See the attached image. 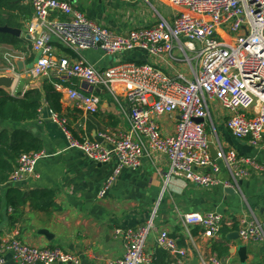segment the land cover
Wrapping results in <instances>:
<instances>
[{
  "label": "built area",
  "instance_id": "obj_1",
  "mask_svg": "<svg viewBox=\"0 0 264 264\" xmlns=\"http://www.w3.org/2000/svg\"><path fill=\"white\" fill-rule=\"evenodd\" d=\"M28 2L33 15L25 25V36L36 57L27 76L41 78L55 73V89L87 114L99 109L95 87H104L113 96L118 85L126 87L122 97L129 105L128 127L117 134L99 133L101 141L74 137L66 120L50 110L49 118L59 125L69 148L96 163L113 164L98 198L105 196L123 169L138 168L143 158L154 161L163 181L162 192L171 178L179 175L205 188L220 185L236 191L250 168L263 170L254 159L221 145L213 158L207 120L209 104L215 102L225 110L224 124L233 137H249L254 143L264 140V0H166L174 9L170 21L160 18L125 34L89 19L68 0ZM53 39L72 52L99 48L103 55L112 57L139 49L168 63H181L183 70L172 76L155 64L130 60L99 69L83 58L58 57ZM13 70L4 72L16 73ZM65 79H76L79 88L65 85ZM163 117L172 121L171 131ZM43 157V150L22 154L9 183L36 178L35 167ZM218 160L234 185L218 177ZM154 215L142 226L115 231L124 239L125 252L108 264H155L154 257L145 251ZM179 215L185 226L197 227L206 238L219 234L224 224L222 214L216 211ZM237 233L246 242L264 243V220L251 213L239 220ZM156 243L168 254L167 264H191L187 250L179 247L168 231L160 230ZM6 252L17 264L79 263L77 256L59 247L30 245L13 235L1 240L0 264H6ZM197 264L229 263L212 253L199 254Z\"/></svg>",
  "mask_w": 264,
  "mask_h": 264
},
{
  "label": "crops",
  "instance_id": "obj_2",
  "mask_svg": "<svg viewBox=\"0 0 264 264\" xmlns=\"http://www.w3.org/2000/svg\"><path fill=\"white\" fill-rule=\"evenodd\" d=\"M68 1L89 19L119 34L150 26L160 18L170 21L174 13V9L168 6L166 0H135L131 3L121 0ZM22 36L26 38L25 30ZM53 45L58 57L83 58L99 69H104L118 60H130L155 64L175 76L183 67L181 63H168L139 49L112 57L103 55L99 48L72 52L55 39ZM18 55L23 68L20 72L17 68L13 70L20 76L15 91L41 89L45 76L48 80L56 81L55 73L41 78L27 76L36 55L32 51ZM31 56L32 60L28 61ZM5 57L3 56L1 64L7 67L9 61ZM0 71L5 70L0 68ZM64 81L65 85L80 86L76 79ZM123 90L125 91L126 87L118 85L113 96L104 87H95L93 93L98 95L100 104L94 114L83 113L61 95V110L57 114L66 120L67 129L74 137L101 141L99 133L117 134L128 127L129 105L122 97ZM215 110L219 111L218 128L212 121L211 113L207 120L210 149L215 152L218 145L225 149L231 148L240 156L254 159L263 170L250 168L249 175L239 180V188H235V194L224 190L233 189L232 187L218 185L205 188L188 182L180 175L173 176L165 189L168 196L161 201L160 214L153 218L154 228L147 236L145 251L154 256L157 250H161L157 246L156 237L160 230H166L177 239L179 247L187 250L191 263L197 261L199 254L218 255L215 246L221 244L227 247V252L220 256L227 259L229 264H264V243H250L240 238L232 241L220 233L206 238L199 230L196 231L197 227L185 226L180 219L179 213L216 211L222 214L223 226L228 228L233 225L238 227L239 220L248 218L251 213L258 219H264V140L254 143L249 137H233L224 124L225 110L217 103ZM49 117L50 109L44 103L40 117L26 124L40 138L42 150L46 153V157L36 164L35 171L38 176L10 184L24 193L36 189L52 191V201L57 209L35 210L27 201L21 207L18 221L10 222L7 217L12 213V209L4 207L5 217L0 223V239H8L13 235L30 245L59 247L77 256L78 264H108L110 260L121 258L125 252L124 239L122 236H116L115 231L142 226L151 218L163 194L162 178L155 171L154 161L151 158H143L138 168L123 169L105 196L98 198V191L110 175L113 164L96 163L79 150L69 148L61 128ZM162 122H169L170 131L173 129V123L167 117H163ZM3 126L4 123L0 121V128ZM217 162L221 166L218 177L234 185L233 178L225 170L223 163L220 160ZM164 167L167 169V164H164ZM6 185L0 186L2 197ZM40 229H46L50 233V239L38 233ZM233 231L237 229L230 232ZM239 246L247 247L244 263L239 260L237 254ZM164 253L168 256L165 251ZM4 258L6 264H17L8 252L4 254Z\"/></svg>",
  "mask_w": 264,
  "mask_h": 264
},
{
  "label": "trees",
  "instance_id": "obj_3",
  "mask_svg": "<svg viewBox=\"0 0 264 264\" xmlns=\"http://www.w3.org/2000/svg\"><path fill=\"white\" fill-rule=\"evenodd\" d=\"M32 15L33 10L27 0H0V27L8 26L24 32L25 23ZM1 47H12L13 50L23 54L31 51L30 42L26 38L7 33H0ZM30 60L32 56L29 57L28 61ZM54 82L53 79L45 80L41 89L32 88L24 92L17 89L12 94L0 89V121L4 123V126L0 128V186L7 184L4 196L0 195V223L5 217L4 207L12 209V213L7 217L8 221L16 222L21 215V207L27 201L35 210L57 209L52 201V191L36 189L24 193L8 181L9 175L14 171L17 160L22 154L43 149L40 138L26 124L38 119L44 103L52 112H60L61 93L55 89ZM74 87L79 88L76 84ZM236 229V225L232 228L224 225L219 233L226 236ZM215 248L219 256L227 252V247L221 244L216 245ZM153 257L157 264L168 262V256L162 250H157Z\"/></svg>",
  "mask_w": 264,
  "mask_h": 264
},
{
  "label": "water",
  "instance_id": "obj_4",
  "mask_svg": "<svg viewBox=\"0 0 264 264\" xmlns=\"http://www.w3.org/2000/svg\"><path fill=\"white\" fill-rule=\"evenodd\" d=\"M0 33H7V34H11L13 36H16V37H20L22 36V31L19 30V29H15V28H11V27H8V26H2L0 27ZM26 38L28 39V36H26ZM15 63L17 65V70L18 72L22 71V68H23V63L22 61L20 60H15ZM16 72V73H8V72H4V71H0V89H3L5 90L6 92L8 93H13L16 89V86H17V83L19 81V73ZM44 80H48V77L45 76L44 77ZM202 119H199V121H201ZM210 152H211V155L213 158L216 157V154L213 150L210 149ZM240 184V182H239ZM226 192H232L233 194L236 193V191L234 189H231V188H228V189H224ZM264 220V219H262ZM38 233L44 235L45 237L49 238L50 239V233L46 230V229H40L38 231ZM226 238L228 240H236L239 238L238 236V233L237 231H233V232H230L226 235ZM247 247L246 246H239L237 247V254H238V257H239V260L244 263L246 258H247ZM191 264H197V261H193Z\"/></svg>",
  "mask_w": 264,
  "mask_h": 264
},
{
  "label": "rangeland",
  "instance_id": "obj_5",
  "mask_svg": "<svg viewBox=\"0 0 264 264\" xmlns=\"http://www.w3.org/2000/svg\"><path fill=\"white\" fill-rule=\"evenodd\" d=\"M19 52H17L16 50H13L12 47H1L0 48V68H2V70H10L12 68L16 69L17 68V65L15 63V60H19L17 57L19 56L18 55ZM3 56H6L5 59H7L8 61V66L6 67L3 63L1 64V60H4ZM21 57V56H20ZM178 67V65H177ZM181 69V67H180ZM182 70H183V67H182ZM209 107H210V113H211V118H212V121L213 123L215 124L216 128H218V124H219V111L215 110V102L209 104ZM166 123V122H164ZM163 189V187H162ZM168 194H167V191H164L161 198L159 199V203L157 204V206L155 207L156 209L154 210V217H157L158 214H160V210H161V201L165 200L167 198ZM163 199V200H162ZM151 233V232H150ZM149 233V234H150ZM232 263V262H231Z\"/></svg>",
  "mask_w": 264,
  "mask_h": 264
}]
</instances>
